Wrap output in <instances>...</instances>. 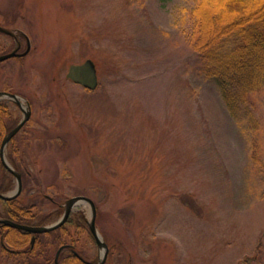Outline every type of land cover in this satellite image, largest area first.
Masks as SVG:
<instances>
[{"label":"rangeland","instance_id":"rangeland-1","mask_svg":"<svg viewBox=\"0 0 264 264\" xmlns=\"http://www.w3.org/2000/svg\"><path fill=\"white\" fill-rule=\"evenodd\" d=\"M195 3L0 0L14 33H0V55L30 47L0 63V92L31 109L6 154L29 203L59 205L47 225L70 198L94 202L105 264H264V89L230 116L189 43ZM86 60L94 91L66 77ZM0 102L15 127L23 112ZM72 214L90 221L86 204ZM72 234L87 260L101 257L86 231ZM1 241L0 264H18Z\"/></svg>","mask_w":264,"mask_h":264},{"label":"trees","instance_id":"trees-1","mask_svg":"<svg viewBox=\"0 0 264 264\" xmlns=\"http://www.w3.org/2000/svg\"><path fill=\"white\" fill-rule=\"evenodd\" d=\"M189 15L192 24L189 43L198 57L200 73L216 85L228 113L239 120L243 112H249L252 95L264 89V0H196ZM4 103L0 102V146L13 123L11 112ZM7 159L21 175L22 191L16 199L0 200V219L36 227L50 224L60 215L59 205L48 213L29 203L30 195L25 193L20 161L12 158L10 151ZM13 184V175L0 159V193L11 191ZM72 215L57 230L36 235L33 246L32 234L3 225H0V238L14 251L11 256L18 264H55V255L61 246L77 244L72 232L86 231L93 239L84 217ZM78 254L89 263L64 250L57 264L98 263L97 258L89 261L81 252Z\"/></svg>","mask_w":264,"mask_h":264},{"label":"water","instance_id":"water-1","mask_svg":"<svg viewBox=\"0 0 264 264\" xmlns=\"http://www.w3.org/2000/svg\"><path fill=\"white\" fill-rule=\"evenodd\" d=\"M0 33L8 35V36H14V33H12L9 30H6L2 27H0ZM28 43V40H27ZM29 43L27 44V49L24 53H18V47L14 49L12 52L4 55H0V63L3 61H6L11 58L15 57H22L28 54L29 52ZM66 77L72 81L74 84L81 86L82 88L88 90V91H94L98 87V78L96 73V68L94 63L91 60H86L84 63L79 65H71L68 68V72ZM1 99H9L13 101L23 112V118L20 120V122L3 138L0 146V159L3 164V166L7 169L9 173H11L16 180V187L14 191L8 195L0 193V199L1 200H13L16 199L22 191V179L21 175L16 172L13 167L8 163L6 156H5V149L9 141L21 130V128L29 121L31 117V109L30 106L27 104V106H23V100L21 97L6 93V92H0V100ZM80 204H86L90 208V221L88 222V229L93 236L97 248L101 250V257L99 258L98 264H105V261L108 256V247L106 243L101 239L99 233L97 232L95 220H96V207L94 202L84 196H78L74 198H70L65 202L64 205V212L62 216L53 224L46 225V226H28V225H22L15 223L13 221L7 220V219H0V225L32 234L33 237L31 239V245L34 244L35 236L36 235H42L49 232H52L54 230H57L58 228L62 227L68 220L70 213L72 210L80 205ZM1 246L4 247L3 242L1 241ZM64 247H61L55 257V264L58 262L59 254L63 250ZM81 259V258H80ZM83 261V259H81Z\"/></svg>","mask_w":264,"mask_h":264},{"label":"flooded vegetation","instance_id":"flooded-vegetation-1","mask_svg":"<svg viewBox=\"0 0 264 264\" xmlns=\"http://www.w3.org/2000/svg\"><path fill=\"white\" fill-rule=\"evenodd\" d=\"M14 128V127H13ZM13 128H11L8 132H7V134L13 129ZM6 134V135H7ZM5 135V136H6ZM16 136V135H15ZM14 136V137H15ZM13 137V138H14ZM12 138V139H13ZM11 139V140H12ZM7 154H6V150H5V156H6ZM78 240V239H77ZM94 240V239H93ZM78 242V241H77ZM95 242V241H94ZM75 243V242H74ZM73 243V245H64V246H61V247H64L63 248V250L60 252V254L64 251V250H68L69 252H71L74 256H76L79 260H81V259H83V261L82 262H84V263H89V262H87V261H85V259L83 258V257H81V255H79L78 253L80 252V251H78L77 250V248L75 247V244ZM57 253V252H56ZM60 254H59V256H60ZM56 256V255H55ZM81 258V259H80ZM54 263H55V258H54Z\"/></svg>","mask_w":264,"mask_h":264},{"label":"bare ground","instance_id":"bare-ground-1","mask_svg":"<svg viewBox=\"0 0 264 264\" xmlns=\"http://www.w3.org/2000/svg\"><path fill=\"white\" fill-rule=\"evenodd\" d=\"M25 107V105H23Z\"/></svg>","mask_w":264,"mask_h":264}]
</instances>
